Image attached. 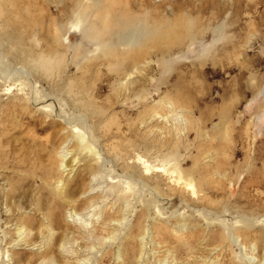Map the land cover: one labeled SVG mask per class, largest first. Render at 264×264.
Listing matches in <instances>:
<instances>
[{
  "label": "rangeland",
  "instance_id": "374dc122",
  "mask_svg": "<svg viewBox=\"0 0 264 264\" xmlns=\"http://www.w3.org/2000/svg\"><path fill=\"white\" fill-rule=\"evenodd\" d=\"M116 1L171 55L87 39L106 0H0V264H264V0Z\"/></svg>",
  "mask_w": 264,
  "mask_h": 264
},
{
  "label": "bare ground",
  "instance_id": "6f19581e",
  "mask_svg": "<svg viewBox=\"0 0 264 264\" xmlns=\"http://www.w3.org/2000/svg\"><path fill=\"white\" fill-rule=\"evenodd\" d=\"M110 2H112V5H116V7H118V9H111L110 7L106 6V4H109ZM122 3L117 2L116 0H106V3H102L101 7H102V11H100L97 15H96V21H94L91 25L85 27V37L89 40L98 42L99 46L101 47H107L109 49H111L113 51V54L115 53V49L116 46L118 44L120 45H126V41L120 39L121 36L120 34L125 32L126 30H129V28L133 26H136L137 28L139 27V31L141 32V37H143L144 39L139 40V41H134V54L133 55H127L125 57L124 62H126L128 60V63L130 65V69H132V67H134L135 64L138 63V61H142V59L147 58L146 56H148L149 54L152 53H157L160 56H169L171 55V53L173 52V47L168 43V40L166 39V37L164 35H162V31L160 28H155L152 27L151 31L146 32V25L145 26H138L135 24L134 21H136V18H131V20L129 19H125V20H121V18L119 17L120 15L127 14V12L124 10L121 11V9L123 7H120L119 5H121ZM79 6V5H78ZM77 9V8H76ZM126 12V13H125ZM82 15V14H81ZM116 15V16H115ZM82 17V16H81ZM95 18V17H94ZM135 24V25H134ZM118 28V31L114 30V27ZM155 28V29H154ZM132 31V30H131ZM172 31L173 29L170 28L169 30V38L172 35ZM139 32V33H140ZM124 34V33H123ZM130 36V35H129ZM115 37V38H114ZM123 37V36H122ZM125 38V37H124ZM132 38V37H131ZM129 40V39H127ZM132 40V39H131ZM97 45V44H96ZM138 45V48H136V46ZM149 45H152V47H148ZM118 48V47H117ZM126 49V48H125ZM155 50L154 52H151L152 50ZM117 51V50H116ZM126 52V51H125ZM162 62V61H161ZM164 62V61H163ZM127 63V62H126ZM125 63V64H126ZM160 63V62H159ZM170 65V64H169ZM136 66V65H135ZM124 66L121 65L120 68H123ZM136 69H133V71ZM126 72V71H125ZM127 77H131L132 74H128L125 73ZM67 150V149H66ZM71 154V153H70ZM69 154L63 150L62 154H60V170L59 172H69L70 170L67 168V166L65 165V159H67V156ZM69 158V156H68ZM70 159V158H69ZM93 164V163H92ZM91 166V165H90ZM73 168V167H72ZM75 168V166H74ZM52 171V169H50ZM90 170V169H89ZM92 170V169H91ZM90 170V171H91ZM50 171V175L52 174V172L54 173V171L51 172ZM74 171V170H73ZM89 173V172H88ZM55 176V175H54ZM64 179V177H63ZM97 179V177H93L92 182H95ZM98 181V180H97ZM46 182V181H45ZM49 183V182H48ZM96 184V183H95ZM48 186V184H47ZM90 186V185H89ZM52 187V185H51ZM66 184L64 183V180H62V178L57 177V179L55 180V190L56 193L61 195L62 197L66 198V193H65V188ZM90 190L86 193H92L93 191H95L96 189L94 188L93 185H91V187H89ZM97 188V187H96ZM68 192V190H67ZM69 196V195H68ZM90 196V194H89ZM70 197V196H69ZM69 202V201H67ZM71 203V202H70ZM40 210V209H39ZM89 210V209H88ZM93 211V210H92ZM85 215V214H84ZM101 215V214H100ZM46 216V214H45ZM50 216V215H49ZM95 216V215H94ZM47 217V216H46ZM89 218V217H88ZM96 218V217H95ZM49 219V217H48ZM51 219V218H50ZM100 219V218H99ZM92 220V219H91ZM102 225L101 228L103 230H105L110 223V219L105 218L104 220L101 221ZM46 226V225H45ZM86 226V225H85ZM24 227V225H23ZM26 228V227H25ZM27 233H28V229H26ZM30 232V231H29ZM24 235V234H23ZM28 235V234H27Z\"/></svg>",
  "mask_w": 264,
  "mask_h": 264
}]
</instances>
